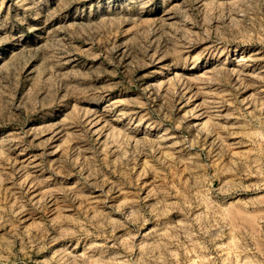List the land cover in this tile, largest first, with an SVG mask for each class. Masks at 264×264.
I'll use <instances>...</instances> for the list:
<instances>
[{"label": "rangeland", "instance_id": "1", "mask_svg": "<svg viewBox=\"0 0 264 264\" xmlns=\"http://www.w3.org/2000/svg\"><path fill=\"white\" fill-rule=\"evenodd\" d=\"M0 264H264V0H0Z\"/></svg>", "mask_w": 264, "mask_h": 264}]
</instances>
